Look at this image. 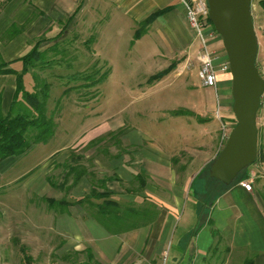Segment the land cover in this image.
I'll list each match as a JSON object with an SVG mask.
<instances>
[{
  "label": "crops",
  "instance_id": "0c3cea01",
  "mask_svg": "<svg viewBox=\"0 0 264 264\" xmlns=\"http://www.w3.org/2000/svg\"><path fill=\"white\" fill-rule=\"evenodd\" d=\"M164 8L169 10L153 19L136 40L152 35L160 37L166 44V58L175 62V71L181 76L200 48V39L189 25L181 0H0V59L10 62L9 66L16 71L0 74L3 112L11 106L17 73L24 68L21 57L38 43L95 44L99 33L105 34V24L110 29L126 24L135 31L152 13ZM102 17L107 21L101 20L103 24L99 25ZM116 38L110 36L109 41L115 42ZM221 41L220 34L209 39V46L217 44L218 52L211 49L215 51L216 63L228 61ZM48 47L44 46L43 51H48ZM89 51L91 56H98L93 45ZM18 62H22L21 69L14 67ZM27 75L33 76V72L29 69L24 79ZM231 75L229 69L219 72L220 94L227 96V88L230 85L232 88ZM198 120L205 122V116L200 113ZM221 135L220 129L211 150L206 146L171 153L139 150L133 152L132 160L125 158L126 153H114L113 158L119 160L118 167L123 172L128 169L127 163L135 161L134 169H143L152 179L142 185L139 172L134 169L132 177L123 178L114 173L108 178L112 198L137 206L153 203L155 219L138 227L113 233L86 212L85 206L70 205L65 212H59L48 202V206L39 208L36 200L31 199L32 209L27 214V228L31 232L28 231L25 243L29 262L22 257L16 262L0 255V264H216V261L217 264H264V194L259 192L264 175L253 174L251 190L235 181L211 198L196 195L197 187L192 181L221 151ZM205 136L212 133L206 131ZM8 158L0 163H6ZM9 164H2L3 172L10 169ZM134 180L143 190L126 185ZM31 183L34 191L46 193L45 182L32 180Z\"/></svg>",
  "mask_w": 264,
  "mask_h": 264
},
{
  "label": "rangeland",
  "instance_id": "374dc122",
  "mask_svg": "<svg viewBox=\"0 0 264 264\" xmlns=\"http://www.w3.org/2000/svg\"><path fill=\"white\" fill-rule=\"evenodd\" d=\"M251 10L259 39L256 62L264 76V15L258 0L252 1ZM104 17L99 20V25L103 24L101 20L107 21ZM106 25L103 29L105 34L99 33L95 44L61 42L37 45L40 50L50 46L42 56L47 65L43 66L40 61L36 64L39 62L35 59V67L30 71L45 77L51 84L46 109L49 116H54L57 125L48 141L34 144L25 154L12 156L6 163H0V255L3 257L16 262L22 257L26 263L29 262L25 243L30 231L27 214L32 209L29 208L32 207L31 199L36 200L39 208L47 205L44 199L50 196L75 201L82 195L89 196L93 184L98 191L104 192L108 188L110 174L132 177L135 161L127 163L128 169L123 172L118 167L119 160L113 158L114 153H126L125 158L132 160L135 158L133 152L139 150L171 153L192 146H206L211 150L221 128L216 116V102H220L222 119L230 127L236 124L231 85L227 88V96L219 92L218 101L216 92L204 86L198 77L196 60L181 76L172 68L164 76L149 81L153 74L173 63L166 58V44L157 35L136 40L139 39L136 38V30L126 24L111 29ZM110 36L117 37L116 41L110 42ZM41 39L44 41L45 38ZM92 45L97 57L89 54ZM210 48L216 50L217 44L211 43ZM14 67L21 69L22 62L14 64ZM102 75L103 79L98 82ZM24 81L26 89L32 91L33 76H25ZM261 101L257 113V140L259 150L264 154V93ZM200 113L205 116V122L198 120ZM206 131L212 136L206 137ZM99 137H104L103 141L90 144ZM226 140H222V147ZM7 163H10V169L3 172L2 164ZM67 164L78 170L86 169L76 183L75 173L69 172ZM210 165L198 174H208ZM246 169L248 178L251 174L254 177L264 175V160ZM134 171L145 180H152L143 169ZM32 180L45 182L46 193L34 191ZM138 183L134 180L126 185L134 190H143ZM217 184L215 180L214 184H209L208 198L225 187H217ZM260 188L259 192L264 194V185ZM83 206L87 211V203ZM53 209L57 210L56 207Z\"/></svg>",
  "mask_w": 264,
  "mask_h": 264
},
{
  "label": "trees",
  "instance_id": "16d2710c",
  "mask_svg": "<svg viewBox=\"0 0 264 264\" xmlns=\"http://www.w3.org/2000/svg\"><path fill=\"white\" fill-rule=\"evenodd\" d=\"M258 5L264 15V0H258ZM167 10H169V8H164L152 13V15L142 21L136 30V38H139L146 31V26H148L153 19ZM207 20L208 24H210V26L215 30V27L209 17ZM217 34L219 35L218 32ZM43 55V50H40L36 46L21 57L24 62V68L22 72L17 73V86L14 97H12L11 106L9 110L4 113L0 104V160H4L12 156L23 155L31 149L34 144L48 141L55 133L57 122L54 116L48 115L46 109L51 84L45 77H42L38 73L34 72V89L30 91L25 88L24 75L29 69L35 67L34 60L37 59V62L40 61L43 66L47 65L45 61L43 62ZM40 62L36 64H40ZM9 65L10 62L0 59V74L16 73V71ZM172 68H175V62H173L168 68L153 74L149 78V81H153L156 78L164 76V74ZM102 79L103 75L97 81L100 82ZM103 138L104 137L96 138L90 144L99 143L100 141H103ZM262 152L263 151L259 150L258 147L256 162L264 160V154ZM67 167L69 168V172L71 174L75 173L74 183L79 181V179L86 172V169L83 168L78 170L71 164H67ZM245 172L246 171L244 169L237 176L236 179L238 180L234 179V181H240L243 178L248 177ZM138 176L141 180V184L144 185L146 182L145 178H142L140 174H138ZM214 180L215 183L218 182L217 187H220V185L225 187L227 186V184L210 175V167L208 174L205 172L199 173L194 181H192L195 182V186L197 187L196 195H207L209 193V184H214ZM91 186H93V188H91L89 196L82 195L75 201H68L65 198L57 199L53 197H47L45 199L51 208L56 207L59 212H65L70 205L79 204L83 206L87 203L88 210L86 212L92 215L98 222L101 223V225H104L110 232L113 233H119L127 229H132L152 222L155 219L156 210L153 203L150 202L145 206H137L133 202L122 203L121 201L112 198L113 192L108 190V188H105L104 192H101L95 188L96 186L94 184ZM224 188L215 192L214 196H216L217 193L221 192Z\"/></svg>",
  "mask_w": 264,
  "mask_h": 264
},
{
  "label": "water",
  "instance_id": "95a60500",
  "mask_svg": "<svg viewBox=\"0 0 264 264\" xmlns=\"http://www.w3.org/2000/svg\"><path fill=\"white\" fill-rule=\"evenodd\" d=\"M252 1L207 0L208 16L222 37L232 74L236 124L210 165V175L227 185L254 164L258 154L257 113L264 93V76L256 62L259 39Z\"/></svg>",
  "mask_w": 264,
  "mask_h": 264
},
{
  "label": "built area",
  "instance_id": "2783aa9c",
  "mask_svg": "<svg viewBox=\"0 0 264 264\" xmlns=\"http://www.w3.org/2000/svg\"><path fill=\"white\" fill-rule=\"evenodd\" d=\"M183 2L189 25L196 32V36L200 39V48L197 50L195 60L199 64L198 74L204 86L212 87L215 90L219 101V89H218V74L229 69L228 61L216 63L215 51L211 50L209 46V39L211 36H215L217 32L208 24L207 18L209 12V6L207 0H181ZM192 60L188 61L186 68L190 67ZM218 103L217 117L221 121L222 140L228 138L229 131L231 129L228 122L222 119L220 111V102ZM253 175L249 178H243L240 180L241 186L247 190H251L253 187Z\"/></svg>",
  "mask_w": 264,
  "mask_h": 264
}]
</instances>
